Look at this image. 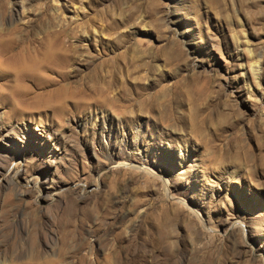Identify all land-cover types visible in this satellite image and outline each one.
Instances as JSON below:
<instances>
[{
	"label": "rangeland",
	"instance_id": "1",
	"mask_svg": "<svg viewBox=\"0 0 264 264\" xmlns=\"http://www.w3.org/2000/svg\"><path fill=\"white\" fill-rule=\"evenodd\" d=\"M0 264H264V0H0Z\"/></svg>",
	"mask_w": 264,
	"mask_h": 264
},
{
	"label": "bare ground",
	"instance_id": "2",
	"mask_svg": "<svg viewBox=\"0 0 264 264\" xmlns=\"http://www.w3.org/2000/svg\"><path fill=\"white\" fill-rule=\"evenodd\" d=\"M255 72H256V74L258 73V70H257V68L255 69ZM258 75V74H257ZM124 166H127V167H130V168H133L134 166H132V165H130V164H123ZM140 167V166H139ZM139 167H135L136 169H138L139 171H147V172H149V170L148 169H143V168H139Z\"/></svg>",
	"mask_w": 264,
	"mask_h": 264
}]
</instances>
